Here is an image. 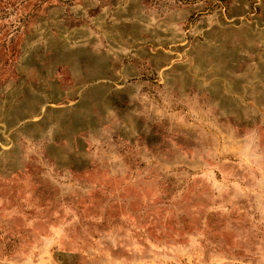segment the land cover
I'll list each match as a JSON object with an SVG mask.
<instances>
[{"label":"rangeland","instance_id":"rangeland-1","mask_svg":"<svg viewBox=\"0 0 264 264\" xmlns=\"http://www.w3.org/2000/svg\"><path fill=\"white\" fill-rule=\"evenodd\" d=\"M0 264H264V0H0Z\"/></svg>","mask_w":264,"mask_h":264}]
</instances>
